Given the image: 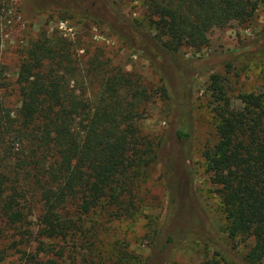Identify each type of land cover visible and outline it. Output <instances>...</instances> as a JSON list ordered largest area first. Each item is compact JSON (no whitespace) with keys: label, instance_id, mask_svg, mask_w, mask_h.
<instances>
[{"label":"trees","instance_id":"trees-1","mask_svg":"<svg viewBox=\"0 0 264 264\" xmlns=\"http://www.w3.org/2000/svg\"><path fill=\"white\" fill-rule=\"evenodd\" d=\"M262 1L143 0L144 22H138L121 12L117 0H35L39 13L98 20L119 32L129 48L157 61L162 75L152 87L113 64L99 46L81 63L75 56L80 39L45 36L21 50L14 81L1 67L0 221L20 227L30 240L29 220L36 217L37 245L28 247L26 264L101 261L96 221L132 216L137 188L155 163L162 165L167 194L159 236L141 262L121 253L116 264H166L169 244L190 242L213 247L214 257L202 264H232L191 182V88L203 75L210 78L214 137L199 153L220 202L224 232L236 244L250 243L248 264H264V92L229 96L225 80L214 72L220 66L229 71V61H192L177 53L181 47H205L213 28L249 22ZM6 2L0 0V26ZM253 44L264 57V31ZM95 81L97 89L89 93L87 84ZM157 97L166 101L173 123L169 137L154 143L139 123ZM12 99L17 106H8ZM233 101L243 106L233 107Z\"/></svg>","mask_w":264,"mask_h":264},{"label":"rangeland","instance_id":"rangeland-1","mask_svg":"<svg viewBox=\"0 0 264 264\" xmlns=\"http://www.w3.org/2000/svg\"><path fill=\"white\" fill-rule=\"evenodd\" d=\"M117 2L126 17L144 22L143 0H117ZM6 4H8L7 10L3 12L0 26V70L2 67L1 74L9 81H14L17 76L21 50L37 38L45 36L51 40L56 37L67 39V41L80 39L75 56L81 63H84L99 46L100 52L103 55L105 53L113 64L126 72L141 75L152 87L160 85L162 72L157 61L149 60V57L140 50L129 48L120 39L119 32L113 33L100 21L61 20L58 15L46 9L39 13L35 0H8ZM263 31L264 0L259 4L258 10L249 22L244 24L231 22L225 27L213 28L207 34L208 44L205 47L200 49L181 47L177 53L192 61L209 58H223V61H229L231 63L229 71L222 66L214 71L225 80L229 96H235L241 92H264V57L257 54L259 51L254 50L253 44ZM151 34L154 35L155 32L152 30ZM85 48H87L86 52ZM209 83V75H203L191 88L194 98L195 130L190 159V165L194 171L191 182L211 225L224 240L226 257L232 261V264H248L245 255L250 243L236 244L225 234V218L220 202L199 153L202 145L207 140L212 143L214 137ZM97 84L96 81L87 84V91L91 93L96 90ZM17 105L16 100L12 99L8 106ZM166 105L164 99L155 98L147 105V114L139 123L141 132L154 143L163 137L167 139L172 129L173 115L169 113ZM232 106L240 108L243 105L239 101H233ZM167 147L165 150H168ZM162 172L160 163L153 164L146 181L139 184L135 193V211L132 216L119 220L101 218L96 221L97 250L102 252L101 261H96V264H116L121 253H128L140 262L150 255L153 240L159 236L157 230L164 218L167 203V194L161 181ZM29 221L33 231L30 240H25L21 236L20 227L12 228L0 221V264L28 263L31 257L28 247L34 248L37 245L34 241L37 231L36 217H31ZM89 225L90 221H87L85 227ZM57 241L59 240H54L52 244ZM47 243H51V240ZM60 243L62 247H65L63 241ZM168 247L170 251L166 264H202L206 259L214 257L213 247L205 246L203 243L169 244ZM57 261L60 263V260ZM77 262L80 263V258ZM68 263L69 260L66 259V264Z\"/></svg>","mask_w":264,"mask_h":264}]
</instances>
